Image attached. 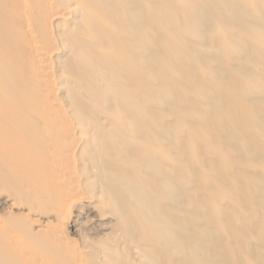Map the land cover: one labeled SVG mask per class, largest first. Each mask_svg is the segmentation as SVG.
Segmentation results:
<instances>
[{
	"label": "bare ground",
	"instance_id": "1",
	"mask_svg": "<svg viewBox=\"0 0 264 264\" xmlns=\"http://www.w3.org/2000/svg\"><path fill=\"white\" fill-rule=\"evenodd\" d=\"M0 264H264V0H0Z\"/></svg>",
	"mask_w": 264,
	"mask_h": 264
}]
</instances>
